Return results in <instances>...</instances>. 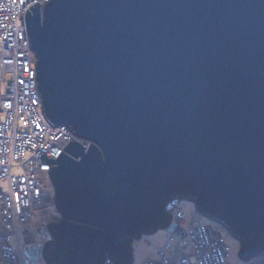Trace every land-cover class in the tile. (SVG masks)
Instances as JSON below:
<instances>
[{"label":"water","instance_id":"obj_1","mask_svg":"<svg viewBox=\"0 0 264 264\" xmlns=\"http://www.w3.org/2000/svg\"><path fill=\"white\" fill-rule=\"evenodd\" d=\"M29 9L43 115L75 138L47 159L52 264L127 262V238L168 227L164 206L182 192L242 260L264 256V0Z\"/></svg>","mask_w":264,"mask_h":264},{"label":"built area","instance_id":"obj_2","mask_svg":"<svg viewBox=\"0 0 264 264\" xmlns=\"http://www.w3.org/2000/svg\"><path fill=\"white\" fill-rule=\"evenodd\" d=\"M49 1L0 0V264H16L12 240L18 228H24L37 209L54 203L48 174L54 163L47 159L56 160L75 139L68 127H54L43 115L26 31V11ZM184 201L173 198L164 211L171 214L176 230L187 237L190 254L170 257L174 238L169 234L163 247L156 249V260L137 264L227 263L229 246L212 223L190 222L181 229L186 223ZM106 264L113 263L107 260Z\"/></svg>","mask_w":264,"mask_h":264},{"label":"rangeland","instance_id":"obj_3","mask_svg":"<svg viewBox=\"0 0 264 264\" xmlns=\"http://www.w3.org/2000/svg\"><path fill=\"white\" fill-rule=\"evenodd\" d=\"M47 185L50 187V181L48 177L46 178ZM51 203V201L49 202ZM41 208L37 209L34 212V216L31 218V220L27 223L29 224L32 222L33 227H30L31 232H35L36 229H38L41 225H47L49 223H58L60 221V217L58 216L56 207L54 203L49 204ZM184 205V213L186 216V223L182 224L180 227L182 230L186 229L188 226V223L190 222H199L203 224H211L213 228L217 231H219L222 236L224 237L225 242L229 246V258L227 260L226 264H264V256H256L250 260H242L239 256V242L234 239L222 226L219 224L209 221L205 219L204 217L198 215V213L195 210V207L192 202L185 200L183 202ZM165 207V206H164ZM57 218V219H56ZM174 223H171V218L169 221V226H171ZM165 227L164 229L157 230V235L154 236L153 239L149 240L148 236L150 235H142L138 237V239L132 240L131 247L133 249V262L134 264L141 263L143 261H146V259H157V255L155 252V249L163 247L165 242L167 241V237L163 239L161 237L160 233L173 235V242L171 243V248L168 251V255L171 256H179V255H185L190 254L189 244L187 237L184 236V238H181L175 231L173 233H168L167 229L169 228ZM40 229V228H39ZM176 230V228H175ZM178 230V229H177ZM181 232V231H180ZM153 233V234H154ZM182 233V232H181ZM180 233V234H181ZM152 234V235H153ZM40 239L41 237H37ZM42 239V238H41ZM29 241V234L25 228L21 227L18 228L16 235L13 237L12 240V247L14 248L15 254H16V264H38L36 261H33L29 255L27 254V251H31L30 256L32 258H35L36 251L34 252L33 247H28ZM156 256H153V255ZM34 256V257H33ZM153 256V257H152ZM180 257V256H179ZM107 259L105 260L104 264H106ZM40 264H44L41 263Z\"/></svg>","mask_w":264,"mask_h":264},{"label":"flooded vegetation","instance_id":"obj_4","mask_svg":"<svg viewBox=\"0 0 264 264\" xmlns=\"http://www.w3.org/2000/svg\"><path fill=\"white\" fill-rule=\"evenodd\" d=\"M57 219V218H56ZM57 223H49L47 225H41L35 232H31L30 227H33L32 222L26 224L24 228L29 234L28 247H33L34 252L36 251V262L38 264H52L54 258V247L55 243L59 241L58 236L54 233L53 226ZM41 237L38 239L37 237ZM33 253V252H32ZM31 253V254H32ZM59 254V253H58ZM34 257V256H33Z\"/></svg>","mask_w":264,"mask_h":264},{"label":"trees","instance_id":"obj_5","mask_svg":"<svg viewBox=\"0 0 264 264\" xmlns=\"http://www.w3.org/2000/svg\"><path fill=\"white\" fill-rule=\"evenodd\" d=\"M176 198H180V199L187 200V201H190V202L194 201V197L191 196L188 192H182L181 194L177 195ZM165 218H166V221L169 222V220H170L169 215H166ZM165 227L166 226H164V225L153 226L146 232L141 231L140 234L150 235V234H153L154 232H156L157 230L164 229ZM54 233H55V230H54ZM138 237H140V235H135L134 239H138ZM134 239L127 238V240H126L125 247L128 250V253L130 254L129 255V260L127 261L128 264H133V249L131 247V243H132V240H134ZM261 256H263V255H261ZM252 258H254V257H252ZM252 258H250V259H252ZM106 259L108 261L112 262L113 264H119V263L116 262L114 257H107ZM127 262H125L123 264H127Z\"/></svg>","mask_w":264,"mask_h":264},{"label":"crops","instance_id":"obj_6","mask_svg":"<svg viewBox=\"0 0 264 264\" xmlns=\"http://www.w3.org/2000/svg\"><path fill=\"white\" fill-rule=\"evenodd\" d=\"M161 234V237L163 238V239H165V237H167V234H165V232L164 233H160ZM157 234L156 233H154L153 235L151 234L150 236H148V239L149 240H151V239H153L154 238V236H156ZM160 248H161V246H160ZM157 249H159V248H157ZM155 251H156V249H155ZM157 255V254H156ZM155 254L153 255V256H156ZM185 255H189V254H185ZM152 256V257H153ZM179 256H183V255H179ZM179 256H173V255H171L170 257H172V258H176V257H179ZM146 260H156V259H146ZM133 264H134V262H133Z\"/></svg>","mask_w":264,"mask_h":264}]
</instances>
